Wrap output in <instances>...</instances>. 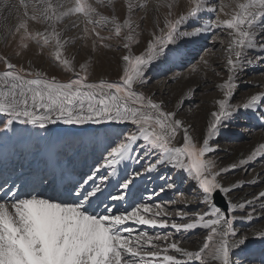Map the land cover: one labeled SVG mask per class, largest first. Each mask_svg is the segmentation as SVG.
Masks as SVG:
<instances>
[{"label": "snow or ice", "instance_id": "obj_1", "mask_svg": "<svg viewBox=\"0 0 264 264\" xmlns=\"http://www.w3.org/2000/svg\"><path fill=\"white\" fill-rule=\"evenodd\" d=\"M0 7L11 11L16 5H9L8 0H4ZM19 7L24 9L23 16L31 20L54 23L59 19L56 6L51 2L34 6L38 14L34 12L31 16L26 0H19ZM200 7L197 3L189 17L181 16L169 22L165 35L157 36L155 42L150 40L147 43V55H136L134 58L131 54L123 55L122 61L128 62L129 67L124 69V75L120 76L118 82L84 83L81 78L61 83L56 79L41 78L40 73H36L34 79H27L16 73L10 64L0 74V83L5 89L0 91V114L6 116V122L3 123L5 130L18 123L38 126L47 131L49 125L62 123L77 126V130H84V126L88 125L105 129L116 126L113 138L123 136L107 151V155L102 156L103 162H94L87 174L60 190H57V185L65 172L74 168L71 157H68L72 147L70 143L51 149L43 169L30 181L22 175L15 179L0 176V264H188L190 261L208 264L209 258L212 264H264V231H258L251 237L245 235L237 238L238 233L233 228L235 217L231 214L236 205L231 202L229 194L242 187L243 182L234 181L227 186L224 183V178L238 167L246 170L250 163L264 157V143L246 159H239L238 164L219 167V170L213 160L205 158L207 153L217 151L218 146H211L210 141L216 138L221 127L226 126L224 121L238 110L256 111L264 121V109L260 107L264 103V93L251 95L242 105L229 103L237 72L248 66L238 65L231 54L241 58L245 47H254L252 28L258 17H264V0L241 3L238 5L240 11L231 19L221 21L217 18L207 24L185 27L189 19L199 15ZM94 11L84 0H75L74 7L65 14L74 12L89 17ZM88 22L97 23L91 19ZM113 23L119 34L129 22L125 21L121 25L113 20ZM221 25L227 26L230 30L228 35L232 38L226 61L228 76L218 85L224 90V99L218 101L219 110L210 113L203 146L193 143L187 127L183 128V146H177L174 141L178 140L177 133L183 126V121L176 118L178 113L163 111L162 102L146 98L134 89V85L142 86L147 82L146 72L155 61L181 57L184 44L192 42L193 37L207 35ZM182 27L184 30H181ZM16 30L28 34L26 20L21 19ZM53 34L57 37L56 59L61 60V41L58 34ZM169 45L174 47L170 48ZM123 47L129 50L128 43H124ZM258 50L264 52V42L259 44ZM200 59L207 65L204 56ZM261 62H264V55L255 60L256 64ZM62 63L72 70L69 60L63 59ZM149 108L152 110L150 113L145 111ZM127 123L135 125L136 130L124 132L119 126ZM146 158L152 159L144 165L141 162ZM129 161L139 165L140 170L129 172ZM160 168L175 170L194 181L197 187V199L194 202L206 206V210L198 216L177 211L176 217L189 222H172L169 225L165 217L170 218L172 214L166 211V206L135 203L141 197L139 180ZM109 169L111 171H107ZM159 179L164 181L162 186H158L161 193L176 188L172 176H160ZM258 182L253 180L250 183ZM37 186L51 188L52 191L50 194L43 188L38 191ZM217 194L225 199L227 211L216 203ZM181 199H184L183 194ZM257 199L264 200V190ZM120 203H128L131 211H119L116 206ZM252 203L247 201L239 207L243 209ZM188 206L185 203V207ZM248 215L251 217L253 213L249 212ZM130 221L137 226H170L176 232H188L201 226L204 229L211 228V231L199 250L187 251L179 247L178 241H172L163 249L164 255L161 257L159 245L155 241H168L170 237H153L144 231L133 236L132 233L137 229L127 226ZM218 226L222 230H218ZM214 240H219V243L211 244ZM246 241L261 242L258 260L233 254L241 246L250 251ZM145 245H150L154 250L145 252ZM169 250L181 253L187 260L167 254Z\"/></svg>", "mask_w": 264, "mask_h": 264}, {"label": "rangeland", "instance_id": "obj_2", "mask_svg": "<svg viewBox=\"0 0 264 264\" xmlns=\"http://www.w3.org/2000/svg\"><path fill=\"white\" fill-rule=\"evenodd\" d=\"M27 2L28 5L31 3L29 6L44 5L51 2L56 6L59 19L54 23L40 19L31 20L24 17V10L17 6L19 13L23 16L22 19L27 22L28 34L22 32L21 36H18L15 34L16 30L14 29L6 33L3 41L4 49L9 52V46L13 45V48L5 56L4 50H0V74L7 70L9 62L5 60L10 58V61L11 59L15 60L14 63L13 61L10 62L13 70L20 75H24L27 79H34L36 78L35 74L40 73L41 78L56 79L61 83L81 78L84 83L118 82L120 76L124 75V69L129 67L128 62L123 61L121 63L123 55L131 54L133 58L136 55H147V43L150 40L155 42V37L165 35L167 32L166 25L169 22L175 21L181 16L189 17L191 10L196 7L197 3L201 6L198 9L199 15L196 18L189 19L185 27H195L199 23L207 24L217 18L221 21L230 19L228 17L229 10H227L229 6L226 5L225 0H143L139 4H136L134 0H84L95 11L99 10V13L94 12L89 17L74 12L65 14L68 13L69 8L74 7L75 0H28ZM15 3L18 4L19 0H13L12 5ZM34 6L32 14L37 12V8ZM208 9H214V11H208ZM28 13L29 16L32 15L30 12ZM109 15L111 16L109 17ZM75 19L80 20V23L87 24L88 27L82 28V33L79 36L71 31L73 27L71 25L68 28L62 27L61 29L64 37L68 40L64 47L59 48V51L62 54V60L67 59L71 62L72 70H69L63 65L62 60L56 59L57 49L51 47L50 42L52 38L53 40L56 39V35L53 33L58 34L61 31L54 32L53 27L60 29L61 24L69 20L78 21ZM89 19L95 20L97 23H89ZM113 20L121 25H124L125 21L129 23L122 27L121 32L117 34ZM31 21L34 22L33 31L28 27ZM37 24L41 25L40 28L47 29H45L46 39L39 37V35L37 37L39 33V30H35ZM252 29H254L252 30V44L255 46L245 47L241 58H233L234 56H232L241 67L245 64H248V66L243 71L237 72L231 90L232 94L229 97L231 105H242L250 99L251 95L264 93V62L255 63L258 56L264 55V52H260L256 46L264 42V40H260L264 37V17H259ZM181 30H184V28L182 27ZM229 31L226 25H221L207 35L193 37L192 42L183 45L184 54L181 57L175 60L155 61L146 72L147 82L142 86L134 85V89L138 93H143L146 98H150L157 103L162 102L163 111L177 112L176 118L183 121V126L177 135L181 132L183 134V128L187 127L193 137V143H196L199 147L203 146L202 142L206 135L210 113L214 110L218 111V101L224 99V90L219 88L218 85L223 83L228 76L226 61L229 58L228 48L232 39L228 35ZM124 43L129 44V50L124 49ZM47 47L50 48L47 49ZM169 47L174 46L169 45ZM20 49H25L24 52L27 56L18 57ZM201 56H204L208 61L207 65L200 59ZM249 61H251L250 64ZM81 65L84 67L81 68ZM193 89H195L194 92ZM4 90L2 83H0V91ZM260 107L264 109V103H261ZM145 111L150 113L152 110L149 108ZM4 122H6V116L0 114V135L8 130V138L14 141L15 144H17L16 141L19 142L22 139H27L31 143V147L24 148L26 149L24 152L22 150L24 156L22 158L26 159H22L21 164L24 166V171H26L28 165L33 164L28 163L29 159L35 158H29L33 151L32 156L39 157L36 159L44 167L46 161L44 154L49 152H44L47 149L45 147L46 141L56 140L57 142L56 144H50L48 148L50 150L60 143L61 145L70 143L72 147L86 153L85 156L93 157L94 161L91 166H94V162H103L102 156L107 155V151L115 146L120 139H123V136L113 138V133L117 130L116 126L105 129L88 125L84 126V130H77V126L61 123L49 125V130L46 131L38 126L16 123L14 126L12 125L13 127L11 126L5 130L3 128ZM224 124L226 126L221 127L216 138L210 141L211 146H218L217 151L207 153L205 156L206 159H211L216 163L217 170H219V167L228 166L232 163L238 164L239 159H246L253 150L264 143V121L259 118L256 111L240 109L230 119L224 121ZM119 127L123 128L124 132L136 130V126L131 123ZM53 129L57 130L54 134L51 133ZM93 129L96 130L93 131ZM51 135L52 138H50ZM20 144H17L18 148H20ZM85 146L89 151L95 150L99 146V150L90 153ZM182 146L183 142L181 143ZM40 151H42V154ZM39 153L42 156L41 158ZM72 153L74 151H68L69 155ZM18 158V156L15 157V159ZM149 159L152 158H146L141 163L147 165ZM18 162H20V159ZM133 170H140V166L129 161L128 171ZM125 173H127V169H125ZM15 176H19V172H15ZM160 176H172L176 188L173 191L161 193L158 186H162L164 181L159 179ZM253 180L259 182L250 183ZM234 181L243 182V186L229 194L231 202L236 205L234 212L231 214L235 217L233 228L238 233L237 238L245 235L251 237L258 231H264V200L257 199L258 194L264 190V157L250 163L246 170L243 167H238L224 178L226 186ZM138 187L142 190L141 197L135 203L147 202L153 206L157 204L166 206V211L172 214L170 218L165 217L169 225L172 222H189L187 219L182 220L176 217L175 213L177 211L187 212L190 216H198L206 210V206L194 202L197 199L195 182L190 180L187 175L177 173L175 170L160 168L155 173L146 175L143 180H139ZM181 194H183L184 199H181ZM247 201H252V205L241 209L240 204ZM185 203H188L189 206L185 207ZM132 206H135V204ZM126 210L131 211V207ZM224 210L227 211V207ZM249 212L253 213L251 217L248 215ZM127 226L137 229L132 233L133 236L139 235L141 231L147 232L148 235L153 237L157 235L169 236L168 241H155L159 245L161 257L164 255L163 249L172 241H178L179 247L187 251L199 250L203 247L205 239L211 231V228L204 229L201 226L188 232H176L170 226L166 228L147 225L137 226L132 221L128 222ZM218 230L222 229H219L218 226ZM210 243L215 245L219 243V240ZM245 243L249 245L250 251L241 246V249H236L233 254L237 256L244 255L246 259L258 260L262 250L261 242L246 241ZM242 249L244 250L242 251ZM153 250L150 245H145V252ZM167 254L176 256L179 260H187L185 256L175 250H169ZM188 264H199V262L190 261ZM208 264H212L210 258Z\"/></svg>", "mask_w": 264, "mask_h": 264}, {"label": "bare ground", "instance_id": "obj_3", "mask_svg": "<svg viewBox=\"0 0 264 264\" xmlns=\"http://www.w3.org/2000/svg\"><path fill=\"white\" fill-rule=\"evenodd\" d=\"M28 0H26V2H27ZM70 1V0H69ZM143 0H134V2L136 3V4H139V3H141ZM12 2H13V0H8V3H9V5H12ZM72 2V1H71ZM249 2V0H225V3H226V5L227 6H229L228 8H227V10H229V12H228V17L231 19V17L232 16H234L238 11H240V9L238 8V5H240L241 3H248ZM28 3V2H27ZM108 4H109V1L107 2ZM4 4V0H0V5H3ZM31 4V3H30ZM29 4V5H30ZM69 4V3H68ZM14 5H16V8H14V9H12L11 11H9V9L8 8H3V7H0V50H4L3 51V53H4V56L6 55V54H8L9 52H10V49L12 50V48H13V45H10L9 46V52L7 51V50H5L4 49V46H3V41H4V37H5V35H6V33H8V32H10L12 29H14V30H16V26L18 25V22L23 18V16L19 13V16L17 15V10H18V7H19V3L18 4H14ZM28 5V12H32L33 10H34V8H33V6H29ZM99 5V4H98ZM104 5V4H103ZM115 5V4H114ZM18 6V7H17ZM64 6V5H63ZM66 6V5H65ZM101 6V5H100ZM20 9H23V8H21V7H19ZM107 8V7H106ZM147 8H148V6H147ZM65 9V8H64ZM98 9V8H97ZM103 9V8H102ZM145 9H146V7H145ZM24 10V9H23ZM36 11V10H35ZM109 11V10H108ZM19 12V11H18ZM94 12H98L99 13V10H96V11H94ZM110 12V11H109ZM148 12H149V10H148ZM150 13V12H149ZM148 13V14H149ZM32 14V13H31ZM63 14V13H62ZM108 14V13H107ZM111 15H109V17H110ZM70 19H72V18H70ZM258 19H259V17H258ZM258 19H257V21H258ZM75 20H78V19H75ZM115 20V19H114ZM194 21V20H193ZM257 21H256V23H257ZM34 22H30L29 24H28V27H29V29L31 30V31H33V27L32 26H34V24H33ZM256 23H255V25H256ZM56 24V23H55ZM60 25V24H59ZM73 26L72 27V30L71 31H73V33L75 34V35H80L81 33H82V28H87L88 27V25L87 24H84V23H80V20H78V21H74V20H69V21H66L65 23H63V24H61V28L60 29H56V28H54L53 27V30H54V32H57L58 30H61L62 29V27H64V28H68V26ZM254 25V26H255ZM41 27V25L40 24H37V26L35 27V28H37V29H35V30H39V33L37 34V37H38V35H39V37H42L43 39H46V37H47V34H46V28H40ZM58 28V27H57ZM111 28V27H110ZM3 29V31H1ZM46 29V30H45ZM111 30V29H110ZM252 30H254V29H252ZM113 31V30H112ZM15 32V31H14ZM22 30L20 31V32H17V30H16V35H20L21 36V34H22ZM36 32V31H35ZM65 32V31H64ZM24 33V32H23ZM33 33V32H32ZM106 33V32H105ZM64 33L62 32V30L60 31V32H58V36H59V39H60V41H61V47H64L66 44H67V38L66 37H64V35H63ZM72 34V33H71ZM255 36V35H254ZM13 37V36H12ZM69 37V36H68ZM77 37V36H76ZM41 38V39H42ZM57 38V37H56ZM82 38V37H81ZM42 39V40H43ZM51 39V38H50ZM78 39V38H77ZM260 40H264V37H262ZM26 41V40H25ZM73 41V40H72ZM50 42V41H49ZM88 42V41H87ZM13 43V42H12ZM28 43V42H27ZM8 44V43H7ZM17 44V43H16ZM50 45H51V47H54V49H57V43H56V39H54L53 40V38L51 39V42H50ZM28 46V45H27ZM255 46V45H254ZM257 47L259 46L258 44L256 45ZM36 47V46H35ZM60 47V48H61ZM70 47V46H69ZM69 47H67L68 49H69ZM48 48H50V47H47V49ZM72 48V47H71ZM28 49H30V48H28ZM32 49V48H31ZM62 50V49H61ZM25 51V49L23 50V49H20V54L18 55V57H20V58H23V56H25L26 54V52H24ZM69 51H70V49H69ZM68 51V52H69ZM19 53V52H18ZM28 53V52H27ZM52 54V53H51ZM62 55V54H61ZM27 56V55H26ZM232 56H234L233 58H236L235 57V54H232ZM28 58V57H27ZM62 60V59H61ZM119 60V59H118ZM5 61H7V62H9V64H10V62H12L13 61V63L15 62V60L14 59H11V61H10V58H8V59H6ZM98 61V60H97ZM100 61V60H99ZM103 61V60H102ZM121 63H123V61H121ZM29 64V63H28ZM100 64V63H99ZM104 64V63H103ZM112 67V66H111ZM121 68V67H120ZM97 69H99V68H97ZM95 70V69H94ZM118 70V69H117ZM120 70V69H119ZM98 71V70H97ZM82 74V73H81ZM14 126V125H13ZM12 126V127H13ZM11 127V126H10ZM9 127V128H10ZM8 128V129H9ZM29 128V127H28ZM29 130V129H28ZM11 132V131H10ZM57 132V130H54L53 129V131L51 132L52 134H54V133H56ZM28 134H29V132H28ZM8 136H9V131L7 130V132L6 133H3V134H1L0 135V146L1 147H6V146H8L9 145V147H11V144H13V145H15V142L14 141H11L10 140V138H8ZM27 136V135H26ZM59 136V135H58ZM177 137H178V140H176V145L177 146H181V143L183 142V134H182V132L179 134V135H177ZM50 138H52V135L50 136ZM53 138H56V137H53ZM86 138V137H85ZM53 140V139H52ZM46 141V140H45ZM44 141V142H45ZM58 141V140H57ZM28 142V140L27 139H22V140H19V143H21V144H23V145H25V143H27ZM57 142H56V140H53V141H46V145H45V147H47V149H46V151H44V152H47V151H50V149H48L49 148V146H50V144H56ZM44 148V147H43ZM43 150H45V149H43ZM0 154H1V152H0ZM41 154H42V151H41ZM46 155H47V153H45ZM42 157V156H41ZM16 166V165H15Z\"/></svg>", "mask_w": 264, "mask_h": 264}, {"label": "water", "instance_id": "obj_4", "mask_svg": "<svg viewBox=\"0 0 264 264\" xmlns=\"http://www.w3.org/2000/svg\"><path fill=\"white\" fill-rule=\"evenodd\" d=\"M216 203L219 206L223 207L224 209H226V207H227V205L225 203V199L223 197L219 196V194H217V196H216Z\"/></svg>", "mask_w": 264, "mask_h": 264}]
</instances>
